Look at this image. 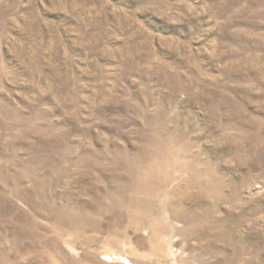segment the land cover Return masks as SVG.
<instances>
[{
    "label": "rangeland",
    "instance_id": "374dc122",
    "mask_svg": "<svg viewBox=\"0 0 264 264\" xmlns=\"http://www.w3.org/2000/svg\"><path fill=\"white\" fill-rule=\"evenodd\" d=\"M0 264H264V0H0Z\"/></svg>",
    "mask_w": 264,
    "mask_h": 264
}]
</instances>
